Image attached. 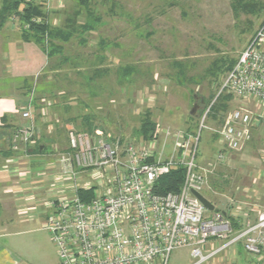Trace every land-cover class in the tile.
<instances>
[{
    "label": "rangeland",
    "instance_id": "1",
    "mask_svg": "<svg viewBox=\"0 0 264 264\" xmlns=\"http://www.w3.org/2000/svg\"><path fill=\"white\" fill-rule=\"evenodd\" d=\"M25 1L40 5L45 13L48 29L42 34L40 47L53 54L48 56L46 68L33 83L39 91L36 100L46 98L53 102L55 119L63 120L67 112L85 116L86 120H93L92 126L98 125L104 133L110 131L115 137L128 136L136 140L141 138L137 130L146 112L155 125L160 122L172 130L190 133L196 129L200 136L196 162L204 166L215 164V169L222 173L224 163L230 164L232 179L237 167L242 168V177L240 173L236 176L242 183L241 198H235L236 205L247 212L248 217H255L264 206V116L254 126L257 135L251 145L253 148L246 149L248 154L227 153L226 159L219 161L216 155L223 143L219 137L212 136L208 126L214 128L220 122L209 117L208 112L205 116L204 113L224 78L225 66L221 64L237 58L263 23L264 12L252 15L238 10L235 13L232 0H91L89 13L78 0ZM254 1L264 5V0ZM95 15L99 21L95 22L93 30L83 31L77 27L85 21L92 22ZM36 18H40L37 23L43 20ZM66 19L76 23L73 36L68 41L50 37V30L66 29ZM29 25L22 24L20 15L13 13L3 28L23 38L22 32L28 30ZM244 102L249 109L261 111L257 105L255 108L253 100ZM241 103V99L233 97L225 118ZM202 119L204 127L200 126ZM57 178L45 184L47 196L50 193L59 196L72 190L70 177L58 175ZM85 178L81 175L77 182L93 185L101 176L94 175L88 182ZM210 180L211 177L202 193L215 203L228 187L219 186L218 181L211 185ZM229 183V180L224 181L227 186ZM21 238L29 239L27 235ZM216 244L202 247V252L208 253ZM254 259L238 244L200 264H254ZM195 262L189 247L174 248L168 260V264Z\"/></svg>",
    "mask_w": 264,
    "mask_h": 264
},
{
    "label": "built area",
    "instance_id": "2",
    "mask_svg": "<svg viewBox=\"0 0 264 264\" xmlns=\"http://www.w3.org/2000/svg\"><path fill=\"white\" fill-rule=\"evenodd\" d=\"M37 21L40 18L33 20ZM223 91L243 103L215 130L223 143L216 155L219 161L249 142L252 128L264 116V22L239 52L204 116ZM248 99L261 111L249 109L244 102ZM21 117L31 120L29 108ZM32 127L14 132L13 149L19 141L31 139ZM151 134L145 141L101 130H67L68 148L59 156V174L70 177L73 187L48 202L51 211L42 225L60 264H168L177 247H189L194 264H200L237 244L264 264V206L253 218L239 206L207 209L192 193H202L215 169V164L196 162L199 132L172 130L158 122ZM179 167L183 171L179 190L156 193L155 182ZM81 175L86 182L94 175L101 179L84 185L77 182ZM90 189L92 196L82 199L79 191ZM212 244L216 247L204 254L202 247Z\"/></svg>",
    "mask_w": 264,
    "mask_h": 264
},
{
    "label": "crops",
    "instance_id": "3",
    "mask_svg": "<svg viewBox=\"0 0 264 264\" xmlns=\"http://www.w3.org/2000/svg\"><path fill=\"white\" fill-rule=\"evenodd\" d=\"M4 29L2 27L0 30V264H58L50 234L42 226L51 211L48 202L55 196L54 193L46 195L48 188L45 184L58 180L62 169L59 156L68 148L67 130L76 128L77 131H86L85 116H74L67 112L63 116L64 121L57 120L53 115L52 101L46 98L36 100L39 91L33 81L46 68L48 56L39 44L15 37L11 31ZM27 108L31 120L21 117V112ZM226 114L215 118L209 116L220 122L217 127L208 126L215 139V130L223 125ZM28 126H33L31 139L19 141L17 149H13L14 132ZM93 128L102 130L98 125ZM191 131L195 132L196 129ZM256 132L257 128L253 127L251 141L231 153L248 154L249 150L246 149L253 148L251 145ZM224 164V173L216 168L210 176L211 185L218 181L219 186L228 187L219 200L215 203L211 201L217 209L237 206L235 198H241L239 190L242 183L236 176L242 168L237 167L232 179L230 174L233 168L230 164ZM225 180H229L228 186L224 184ZM24 235L29 237L27 241L21 238ZM253 262L257 264L255 259Z\"/></svg>",
    "mask_w": 264,
    "mask_h": 264
},
{
    "label": "trees",
    "instance_id": "4",
    "mask_svg": "<svg viewBox=\"0 0 264 264\" xmlns=\"http://www.w3.org/2000/svg\"><path fill=\"white\" fill-rule=\"evenodd\" d=\"M91 0H78L79 5L85 6L88 9V13L90 12L89 9V2ZM232 10L237 13V11H241L246 14H257L259 12H264V5L261 3L256 2L254 0H232ZM92 12V10H91ZM13 13H17L21 17L22 24L30 23V27L28 30H24L22 36L24 40H31L37 44H42V34L47 31L48 25L45 22V13L42 11L40 5L32 4L31 2H26L25 0H3L0 5V30L6 23L9 16ZM77 11L74 12V16L77 15ZM91 17L93 16L90 13ZM42 17L43 20L41 23H35L32 18ZM93 23L91 21H85L77 27L81 28L83 31H91L95 27V22L99 21V17L96 15L93 17ZM264 22V21H263ZM66 29L62 30L58 28L56 30H50V37L52 38H60L62 41H68L74 34L76 25L75 21L68 22L66 19ZM56 49V48H55ZM58 49V47H57ZM47 56L52 55L49 51L46 52ZM236 60V59H235ZM235 60H229V62L222 63L221 65L225 66L222 70L224 72V77L226 73L232 68ZM223 80V79H222ZM221 80V83H222ZM220 83V84H221ZM234 96L230 93H226L225 91L221 92L212 105L209 108L208 114L212 117H217L219 112H222L221 115L224 113L226 114L229 108V101L232 100ZM202 101V100H201ZM85 130L87 132L92 133L94 128L92 126V122L90 119H85ZM155 123L151 120L149 112L142 117L140 126L137 130V133L140 139H148L151 137V133L153 132ZM183 181V171L182 168H175L171 170L168 174L161 176L154 184V191L156 193L164 194L167 192H177L182 184ZM93 194L92 189L90 190H80L79 195L82 199H87L91 197Z\"/></svg>",
    "mask_w": 264,
    "mask_h": 264
},
{
    "label": "water",
    "instance_id": "5",
    "mask_svg": "<svg viewBox=\"0 0 264 264\" xmlns=\"http://www.w3.org/2000/svg\"><path fill=\"white\" fill-rule=\"evenodd\" d=\"M192 193L202 202V204L209 210L214 209V205L202 193L192 191Z\"/></svg>",
    "mask_w": 264,
    "mask_h": 264
}]
</instances>
